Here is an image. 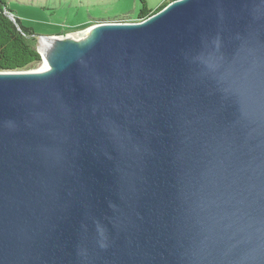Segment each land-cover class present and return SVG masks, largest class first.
<instances>
[{
    "label": "water",
    "instance_id": "water-1",
    "mask_svg": "<svg viewBox=\"0 0 264 264\" xmlns=\"http://www.w3.org/2000/svg\"><path fill=\"white\" fill-rule=\"evenodd\" d=\"M59 37L0 71V264H264V0Z\"/></svg>",
    "mask_w": 264,
    "mask_h": 264
},
{
    "label": "rangeland",
    "instance_id": "rangeland-1",
    "mask_svg": "<svg viewBox=\"0 0 264 264\" xmlns=\"http://www.w3.org/2000/svg\"><path fill=\"white\" fill-rule=\"evenodd\" d=\"M149 10H155L165 0H144ZM10 14L19 25L30 32L23 34L37 51L41 37L62 36L60 39L84 41L91 31L75 34L100 23H135L141 8L137 0H4ZM93 26V27H94ZM68 35V36H65ZM50 43V42H49ZM48 44L43 41V47ZM43 54V53H42ZM47 54H43V58ZM27 70L45 71L42 63Z\"/></svg>",
    "mask_w": 264,
    "mask_h": 264
},
{
    "label": "trees",
    "instance_id": "trees-1",
    "mask_svg": "<svg viewBox=\"0 0 264 264\" xmlns=\"http://www.w3.org/2000/svg\"><path fill=\"white\" fill-rule=\"evenodd\" d=\"M137 1L141 5L137 19L144 20L175 0H165L155 10L147 9L144 0ZM6 13H10L6 8V3L4 0H0V71L27 70L39 64L40 57L23 36L30 32L22 28L16 18H14V22L11 21Z\"/></svg>",
    "mask_w": 264,
    "mask_h": 264
},
{
    "label": "bare ground",
    "instance_id": "bare-ground-1",
    "mask_svg": "<svg viewBox=\"0 0 264 264\" xmlns=\"http://www.w3.org/2000/svg\"><path fill=\"white\" fill-rule=\"evenodd\" d=\"M95 26H96V25H95ZM95 26L92 27L91 30L95 29ZM90 32H91V31H90ZM87 38H88V37H87ZM87 38H86V39H87ZM86 39H85V40H86ZM61 40H63V39H61ZM68 40H69V39H68ZM85 40H84V41H85ZM48 44H49V42H48ZM48 59H49L48 56L42 58V61H43L42 63H44V64L48 67V69H49V60H48ZM48 69H46V70H48ZM46 70H45V71H46ZM24 71H28V72H31V73H41V72L34 71V70H24ZM42 72H44V71H42Z\"/></svg>",
    "mask_w": 264,
    "mask_h": 264
}]
</instances>
